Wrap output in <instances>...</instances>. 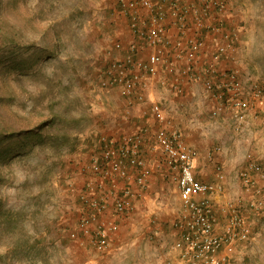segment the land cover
<instances>
[{
  "label": "rangeland",
  "instance_id": "1",
  "mask_svg": "<svg viewBox=\"0 0 264 264\" xmlns=\"http://www.w3.org/2000/svg\"><path fill=\"white\" fill-rule=\"evenodd\" d=\"M224 1V26L237 35L232 61L244 76L264 84V0ZM125 34L126 19L118 12L115 0H0V205L9 212L6 222L0 224V264H59L54 255L50 259L44 251L55 252V242L62 237L65 243L75 242L65 236L66 224L61 225L68 215L74 216L71 211L79 212L77 194L84 174L71 168L87 161L88 151L98 145L99 129H109L108 121L119 124L114 136L145 125L143 156L150 166L159 163V153L150 148L156 125L148 110L151 101L161 103L169 125L177 128L187 143L199 141L206 152L215 151L211 158H203L210 164L208 171L195 174L198 179L208 174L211 181L219 165L226 200L236 202L245 196L237 169L247 158L255 159L264 169L261 109L251 114L244 129L235 131L224 114L213 113L198 82L193 86L196 93L188 95L191 101L182 111L176 109L168 83L162 91L153 82L146 103L131 107H125L116 92L101 89L97 80L102 67L123 53L122 47L115 49L113 44L124 43ZM259 105L264 109V103ZM109 131L104 132L113 135ZM21 132L27 133L22 136ZM159 178L162 195L151 193L146 207L139 209L138 227L127 230L128 240L136 242L120 257L139 256L130 248L140 241L150 248L161 245L162 236L154 237L151 232L160 228V221L169 238L180 202L175 183ZM254 186L260 188L264 199V177L255 174ZM217 199L214 204H221L223 197ZM252 217L250 240L235 243L237 253L234 250L229 264H264V211L250 212L251 221ZM59 218L57 229L52 222ZM50 224L55 231H50ZM244 244L243 249H252L240 258L238 250ZM85 249L91 255L105 256ZM163 251L172 248L165 244ZM170 262L165 259L149 264Z\"/></svg>",
  "mask_w": 264,
  "mask_h": 264
},
{
  "label": "built area",
  "instance_id": "2",
  "mask_svg": "<svg viewBox=\"0 0 264 264\" xmlns=\"http://www.w3.org/2000/svg\"><path fill=\"white\" fill-rule=\"evenodd\" d=\"M115 4L126 19L128 37L124 43L114 42L113 47H122L123 53L102 67L97 84L104 91L116 92L125 107L144 105L153 82L162 91L168 83L172 93L181 95L185 84L198 82L213 113L224 114L235 131L244 129L251 114L261 109L263 84L244 76L232 61L237 35L224 26L226 1L115 0ZM223 60L230 64L219 67ZM148 110L156 123L150 148L159 153V163L150 166L143 156L145 125L120 136L96 135L98 145L74 170L84 174V179L77 194L79 212L67 230L68 238L96 252L111 251L119 231L118 218L132 214L135 201L149 191L151 177L159 175L175 183L180 202L172 221L178 235L172 247L179 264H229L235 243L250 240L244 211H264L261 190L254 186V175L264 177V169L251 157L238 167L245 196L223 202L225 221L216 231L213 199L225 193L220 166H215L213 180L198 179L195 146L169 125L160 102L151 101ZM213 152L207 150L205 157L211 158ZM109 205L112 219L105 218Z\"/></svg>",
  "mask_w": 264,
  "mask_h": 264
},
{
  "label": "crops",
  "instance_id": "3",
  "mask_svg": "<svg viewBox=\"0 0 264 264\" xmlns=\"http://www.w3.org/2000/svg\"><path fill=\"white\" fill-rule=\"evenodd\" d=\"M127 23V22H126ZM173 32L174 29L170 30V35L173 36ZM126 36V37H125ZM125 39L128 37V34L124 35ZM230 63L229 61L223 60L221 62H219V67H226L228 66ZM168 75H170V73H168ZM191 86H186V84L183 86L184 88V93L181 94H174L175 96H172L174 98H172V100L175 103V107L177 110L180 109V111H182V108L187 109L188 103L191 101V99L189 98V94H194L196 93V89L195 87H193L195 85V83L190 84ZM190 90V91H189ZM148 92L151 94V88H149ZM193 100V99H192ZM193 103V101L190 103V105ZM186 105V106H185ZM211 106V104H210ZM140 108V107H139ZM193 108V107H192ZM110 122V127L109 129L106 128H102L99 129V132H101V134H109L106 133L107 130H110V134H115L117 135L118 133V128L117 126L119 125L118 123L114 124V122L112 121H108ZM119 127V126H118ZM108 128V127H107ZM106 132H104V131ZM254 133H256V131H253ZM234 139V138H233ZM31 144V143H29ZM192 144H195L199 154H198V159L195 162V171L199 174V172H203L205 174L206 171H208L209 165L206 160L204 161L203 158H205L206 156V148L203 147V143L201 142H193ZM242 145L245 147H247L245 143H242ZM232 146V144H231ZM200 156L202 157V159L200 158ZM86 160V159H85ZM84 160V161H85ZM79 164L77 166L73 165L71 169H78L79 170ZM77 167V168H75ZM203 179L202 180H209V175L207 174L206 176H201ZM119 184H121V182L119 181ZM162 185L161 179L157 176H152L150 179V189H149V194H146L143 196V199L145 201H142L140 198L137 199L135 201V208L134 211L132 212L131 215L127 216V217H120L118 218V224H119V231H118V235L116 237V242L113 245L111 251L107 252V253H100V254H105V256L103 257V255H97V253L92 254L90 250L85 249V247L83 246H79L76 242H72L69 240V242L65 243L64 241V237L61 238V240H56L55 244H56V248H55V252L51 251H43L45 252V255L47 254L49 256V258L51 259V257H53V255L55 256V258H57V260H59V264H121V263H127V262H131L132 264H149L151 263V261H163L165 259H169L171 262V264H179L178 260V252L172 247L173 242H175V240L177 239L178 235L176 230L173 228L170 229L168 232L169 233V238L167 237V233L164 235L165 228L162 229L161 227V221L158 223L160 226V228L157 231H154L153 229L151 230V232L154 234V237L156 235H161L163 241L162 244L160 245V243H158V247L153 246V247H149L147 244H144L142 241H140V243H137V247L132 246V248H130V250L135 251V254H139V256H130L128 257V255L126 256H122L120 257L119 255L122 254L123 251L128 252L129 253V246L133 243L136 242L135 240H128V231L127 230H133L134 228H136V226L138 227V224H136L135 220H136V214L138 213L139 209L142 211V208H145L146 204V200L147 198H149L151 195V193H153L154 196H159L161 197L162 195V191L160 190V186ZM163 187V186H162ZM225 188V187H224ZM226 193H224L221 197H223V199L221 200V204H216L214 205V212H215V216H216V224H215V230L219 231L221 230L224 221H225V216H224V206H223V202H225L226 200ZM244 195V194H243ZM217 197L213 199V202H217ZM70 208V207H69ZM74 216H70V215H65L64 213L62 214L67 216L66 220L61 223V225L66 224V229H65V236L67 237V230L68 228L74 223V221L76 220V209H74ZM244 216L246 219V222L248 224L250 233H251V223L253 222V218L252 217V221L249 219L250 218V212L249 211H244ZM111 217H114V213L112 212V207L111 205H109L108 211L105 215L106 219H112ZM167 220V219H165ZM61 219H57L54 223L53 226H55L57 229L59 228V225H57V222H60ZM50 224V231L54 229V227ZM164 227V226H163ZM56 229H54L55 231ZM63 231V229H61ZM60 233V232H59ZM131 235V234H130ZM59 236V235H58ZM60 236H64V235H60ZM144 236H142L143 238ZM68 238V237H67ZM137 238V237H136ZM140 238V239H142ZM69 239V238H68ZM161 239V240H162ZM61 241V242H59ZM138 241V240H137ZM37 242V240H36ZM45 242V240L41 241V243ZM52 243V242H51ZM61 244L60 246L58 244ZM168 244L170 246V248H172V251L166 252L163 251L164 245ZM245 245V246H244ZM242 245L240 248V250H238V257L242 258L243 255L245 254H249V250H251L252 248L246 249L243 247H246L247 244ZM35 247V245H34ZM53 247V246H52ZM123 248V250L121 251L119 248ZM46 248V247H45ZM151 250L153 252H151ZM158 253H164L162 256L161 254H159V258L157 259V254ZM237 253V250L235 249V254ZM240 253V254H239ZM99 254V253H98ZM166 254V255H165ZM169 254V255H168ZM44 255V256H45ZM91 255V256H90ZM242 255V256H241ZM43 256V257H44ZM250 263V262H249ZM245 264V263H244Z\"/></svg>",
  "mask_w": 264,
  "mask_h": 264
},
{
  "label": "trees",
  "instance_id": "4",
  "mask_svg": "<svg viewBox=\"0 0 264 264\" xmlns=\"http://www.w3.org/2000/svg\"><path fill=\"white\" fill-rule=\"evenodd\" d=\"M261 83H262V82H261ZM263 86H264V84H263ZM263 103H264V102H263ZM261 111L264 112V109H263L262 107H261ZM26 133H27V132H21L22 136L25 135ZM21 134H20V135H21ZM21 139H22V140H23V139L25 140L26 138H25V137H22ZM24 140H23V141H24ZM27 140H28V139H26V143L29 141V140H28V141H27ZM22 144H24V143H22ZM18 145H21V144H18ZM7 214L9 215V212L6 211V210H4V209H2V207H1V205H0V224H1L2 222H3V223L6 222V221H5V216H7ZM14 215H15V213H14ZM11 220H14V219L11 218ZM11 223H12V222H11Z\"/></svg>",
  "mask_w": 264,
  "mask_h": 264
}]
</instances>
